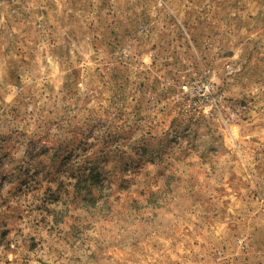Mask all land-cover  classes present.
<instances>
[{
	"label": "rangeland",
	"instance_id": "374dc122",
	"mask_svg": "<svg viewBox=\"0 0 264 264\" xmlns=\"http://www.w3.org/2000/svg\"><path fill=\"white\" fill-rule=\"evenodd\" d=\"M0 264H264V0H0Z\"/></svg>",
	"mask_w": 264,
	"mask_h": 264
}]
</instances>
